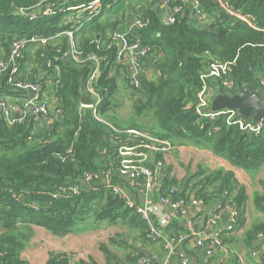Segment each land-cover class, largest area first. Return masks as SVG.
Returning a JSON list of instances; mask_svg holds the SVG:
<instances>
[{
    "label": "trees",
    "instance_id": "obj_1",
    "mask_svg": "<svg viewBox=\"0 0 264 264\" xmlns=\"http://www.w3.org/2000/svg\"><path fill=\"white\" fill-rule=\"evenodd\" d=\"M39 1L0 0V59L7 57L11 43L23 36L49 37L68 29L62 23L63 11L36 20H28L17 12ZM229 1L252 14L257 28L233 22L214 0H199L206 21L197 23L186 11L182 16L176 15L173 24L162 22L160 9H153L149 0H102L100 13L75 33L80 51L103 57L101 74L92 85L100 95L95 115L92 108L79 103L81 93L90 95L85 81L91 62L76 64L61 57L69 46L67 36L53 39L45 47L29 44L31 49L16 64L23 68V61L31 59L29 70L44 72V86L49 84L48 78L56 75L54 67L46 66V62L59 66L58 92L52 97L58 111L49 120L38 122L31 113H22L19 120L8 124L0 110V264H29L20 252L27 245L33 226L60 237L88 228L118 226L117 232L98 245L105 264H137L139 257L145 255L138 242L144 245L161 240L151 236L148 222L101 181L94 183L96 188H85L74 196L51 198L56 186L68 185L85 172H98L115 164L116 143L110 138L119 137L114 136L111 126L148 130L173 144L209 148L243 168L264 163V130L241 132L236 126L227 125L223 116L200 118L193 110L200 87L198 75L212 58L231 62L229 75L236 84L257 91L264 99V88L258 87V74L264 71V0ZM176 3L177 0H170L171 5ZM135 16L149 21L144 27L127 32V37L130 41L139 37V44H148L151 49L139 59L145 72L138 74L140 86L130 95L134 120L122 124L109 113L117 83L112 73L123 76L127 88L131 79L127 64L116 59L118 45L110 40V34ZM7 77V71L0 73V98H11L19 105L28 92L8 84ZM212 84L214 90L226 92L218 83ZM154 160L163 163L160 187L154 196L169 195L172 200L188 203L193 194L203 203L214 201L221 207L235 209L233 228L244 223L245 187L233 171L198 165L195 171L187 170L178 178L171 174V166L165 165L163 154L157 153ZM171 186L176 190L169 193ZM178 228L172 219L164 231L171 235ZM258 233L264 234L263 224L248 228L244 241L249 242ZM45 264H70V260L66 253L50 252ZM74 264L97 262L90 257Z\"/></svg>",
    "mask_w": 264,
    "mask_h": 264
},
{
    "label": "built area",
    "instance_id": "obj_2",
    "mask_svg": "<svg viewBox=\"0 0 264 264\" xmlns=\"http://www.w3.org/2000/svg\"><path fill=\"white\" fill-rule=\"evenodd\" d=\"M102 0H58L57 2L51 0H40L36 5L30 8H20L17 12L28 20H36L38 18L49 17L56 13L57 10L63 11L64 17L62 23L68 26L67 30L61 31L53 36H37L30 37L23 36L14 40L10 45L9 54L5 59H0V73L7 71V83L15 88L33 91L32 94L21 98L20 104L15 105L11 98H0V110L3 118L8 124L16 121L13 118L14 108L18 110L19 120L22 113H31L34 115L35 121L49 120L53 113L57 112L56 106L52 103V97L58 92L60 73L59 66L54 65L53 61H47L46 66L54 67L56 75L54 78H48L47 86L41 82L44 78V72L38 71L31 73L29 68L32 66V60L26 58L23 61V68L18 66L16 62L24 57V53L31 49L30 43H35L37 48L40 45L45 47L49 41L56 39L62 35L67 36L69 41L68 48L63 51L61 57L70 58L76 64H84L91 62L89 72L85 81L86 90L90 94L93 103L89 106L80 104L81 107H90L96 114V106L100 102L99 93L93 89V83L97 81L101 74L100 62L102 56L94 52L83 53L76 46L75 33L86 26L95 16L102 10L99 5ZM218 9L223 11L233 22L240 21L244 24L257 28L254 16L246 13L240 7L234 6L229 0H214ZM163 9L159 12V18L165 24H173L176 20V15L182 16L188 11L189 16L195 21L203 22L205 14L199 4V0H177L174 5L170 4V0H161ZM148 18L135 16L132 18L128 30L126 32H119L114 30L110 34V40L117 42L118 50L116 53L117 61H124L125 64H130L134 68V73L128 77L129 82L128 91L132 94L139 86L138 74L145 72L139 63L140 58L146 57L151 47L148 44L141 45L140 50H137L139 45V37L130 41L127 37V32L135 29H140L148 23ZM206 21V20H205ZM56 51H60L59 48ZM231 62L220 61L212 58L207 61L204 70L199 73L198 79L200 87L195 94V101L193 102V110L200 118L214 119L215 117L223 116L227 125H233L241 132L258 133L264 130V117L259 120H252L240 115L236 109H219L216 111L210 110L211 99L214 95V85L212 81L218 83L226 92L225 94H241L246 95L250 92L247 86L237 85L236 82L229 75V64ZM45 79V78H44ZM46 80V79H45ZM258 87L264 88V71L258 74ZM218 90V89H217ZM219 91V90H218ZM220 92V91H219ZM258 94V93H257ZM17 100V99H14ZM17 106V107H16ZM113 129L114 136L119 138H110L116 143V161L111 167H106L98 172H85L75 182L68 185H59L51 192V198L56 199L61 196L71 197L79 193L83 189L96 188L94 184L100 175L101 182L106 188L110 189L113 194L120 196L124 203L133 208L144 220L149 224L150 235L159 238L163 241V247L167 253L174 251L175 246L183 242L188 237H196L199 247L204 248L207 255L211 254V247H223L222 231H216L212 234H205L203 231L199 232L194 227L193 221H188V231L186 233H178L173 237L168 236L164 229L171 222L172 216L164 211V206L170 208V211L175 217L183 216L189 204L182 199L172 200L169 195H159L154 197V191L160 187L159 172L163 165L161 160H154L157 153L167 154L173 150L174 144L166 138L152 134L148 130L129 128L120 130ZM118 133L123 134L121 136ZM115 139V140H114ZM116 173L127 177L129 183L134 187L143 185V199L137 203L130 200L125 194H122L116 185L111 182V176ZM176 190V187L171 186L168 189L169 193ZM202 203L199 199H192L191 205ZM155 207H158L155 210ZM230 208L228 206H224ZM223 207L216 205L211 222L217 218L219 211ZM237 211L230 208V218L224 232H230L236 222ZM155 221V222H154ZM157 263V262H156ZM137 264H152L150 258L146 255L139 257ZM158 264V263H157ZM179 264H187V259L184 254H179Z\"/></svg>",
    "mask_w": 264,
    "mask_h": 264
},
{
    "label": "crops",
    "instance_id": "obj_3",
    "mask_svg": "<svg viewBox=\"0 0 264 264\" xmlns=\"http://www.w3.org/2000/svg\"><path fill=\"white\" fill-rule=\"evenodd\" d=\"M153 9H163L161 6V0H149V3ZM130 14V10L127 11ZM131 19L122 24L119 32H126L128 30ZM128 76L129 72L128 64ZM146 74V73H145ZM112 75L116 78V89L113 93V106L110 110V115L116 119L122 120L116 111L120 110L122 106H128L131 99V93L128 91L127 84L125 83L123 76L118 77V74L113 72ZM148 75V73H147ZM214 90V94H215ZM131 107V103L129 105ZM132 109V108H131ZM16 110V108H14ZM18 111V110H17ZM135 117V114H130ZM193 149V158L191 166L182 165L175 158V152L180 149ZM165 165L171 166V174H174L178 178L183 177L186 171H195L198 165L207 166L209 168H224L226 170L233 171L236 179L239 183L243 184L246 192V205H245V220L244 223L233 228L230 232H224L227 227L230 218V208L223 207L217 218L211 222L212 215L214 213L216 202L211 204L200 203L197 205H191V200L195 197L190 195L188 204L190 205L187 212L180 217H175L170 211V208L164 206V211L168 212L172 219L175 220L176 226L180 227L175 229L174 233H171L170 237L175 236L178 233H186L189 229L188 221H193L196 226V230L203 231L205 234H212L216 231H222L224 237L223 247H211V254L207 255L204 248L199 247L196 240L199 237H188L183 242L177 244L175 249L170 254L167 253L163 247V241H150L144 245L138 242L144 254L150 258L151 261L158 264H179V254H184L187 259V264H264V234L258 233L249 242L244 241L245 232L253 224L264 225V163L250 167L243 168L234 165L224 157L217 156L211 149L197 148L195 146L174 144V148L167 154H164ZM174 164H177L181 170L175 171ZM159 179L160 176L158 175ZM99 175L97 181L100 180ZM95 181V182H97ZM111 182L118 187V190L125 194L130 200L134 202H141L143 199V185L134 187L131 185L125 176L114 173L111 176ZM155 192V191H154ZM156 198V196H154ZM158 207H155L157 210ZM117 230L109 232L99 241L90 242L83 238L84 231L69 233L66 236H56L45 228L39 226H33L32 234L27 245L20 252V256L28 261L29 264H45L48 254L50 252H63L68 255L70 264H74L79 259L88 260L93 258L97 264H105L104 255L99 249L100 242H106L108 237ZM168 235V236H169ZM151 240V239H150ZM130 264V263H126Z\"/></svg>",
    "mask_w": 264,
    "mask_h": 264
},
{
    "label": "water",
    "instance_id": "obj_4",
    "mask_svg": "<svg viewBox=\"0 0 264 264\" xmlns=\"http://www.w3.org/2000/svg\"><path fill=\"white\" fill-rule=\"evenodd\" d=\"M141 44L138 45L137 50H140ZM129 72L134 73V68L132 65H128ZM29 94H32L33 91L28 90ZM79 103L85 106H89L93 103L92 98L87 96L84 93L80 94ZM236 109L240 115L245 116L246 118L252 120H259L264 117V99H262L256 92H250L246 95L241 94H230L215 91L210 103V110L216 111L219 109ZM13 118L17 120L19 114L17 109L13 111ZM205 233H208L206 231ZM152 264H157L152 261Z\"/></svg>",
    "mask_w": 264,
    "mask_h": 264
},
{
    "label": "rangeland",
    "instance_id": "obj_5",
    "mask_svg": "<svg viewBox=\"0 0 264 264\" xmlns=\"http://www.w3.org/2000/svg\"><path fill=\"white\" fill-rule=\"evenodd\" d=\"M130 103L132 104V100L130 101ZM129 103V105H130ZM122 106L120 110L116 111L117 114L119 115V117L122 119H116L118 121H120V123L122 124H129L131 123L133 120H134V117L133 116H130L128 118V120H126V118L130 115V114H134V111H133V108L132 106ZM17 107V106H16ZM132 108V109H131ZM140 121V119H139ZM121 133H118L117 135H120ZM193 149H184V150H180L178 149L176 152H175V158L177 159L178 162L176 163H182V165H185V166H188V163L189 162L190 166L192 164V161L194 160L193 158ZM174 170L175 171H180L181 168L177 165V164H174ZM115 230H119V227L118 226H109V227H98V228H88V230H85V233L82 234L83 238L89 240L90 242H93V241H100L103 236H105L106 234H108L109 232H113Z\"/></svg>",
    "mask_w": 264,
    "mask_h": 264
}]
</instances>
